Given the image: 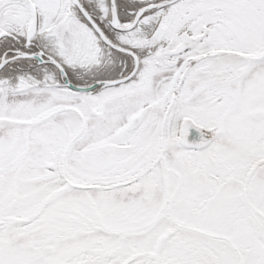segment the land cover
Returning <instances> with one entry per match:
<instances>
[{
    "label": "snow or ice",
    "instance_id": "1",
    "mask_svg": "<svg viewBox=\"0 0 264 264\" xmlns=\"http://www.w3.org/2000/svg\"><path fill=\"white\" fill-rule=\"evenodd\" d=\"M0 264H264V0H0Z\"/></svg>",
    "mask_w": 264,
    "mask_h": 264
}]
</instances>
